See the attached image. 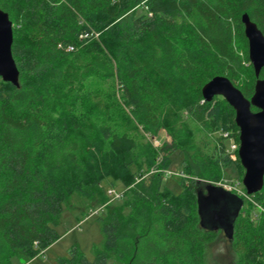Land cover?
Listing matches in <instances>:
<instances>
[{"label":"trees","instance_id":"16d2710c","mask_svg":"<svg viewBox=\"0 0 264 264\" xmlns=\"http://www.w3.org/2000/svg\"><path fill=\"white\" fill-rule=\"evenodd\" d=\"M0 9L17 26L20 70L19 88L0 78V264L58 241L73 194L102 206L118 186L123 204L101 219L104 248L89 261L73 247L62 263L206 264V246L223 233L237 264H264L263 214L254 224L243 204L228 237L204 228L198 207V191L211 184L199 180L220 182L233 164L231 137L210 149V135L234 129L239 144L234 109L205 101L202 88L226 76L254 95L241 18L249 14L264 34V0H0ZM91 79L108 91H89ZM163 129L172 142L161 168L172 152L184 154L179 195L161 172L137 181L159 156L147 135ZM251 197L264 206V188Z\"/></svg>","mask_w":264,"mask_h":264},{"label":"water","instance_id":"95a60500","mask_svg":"<svg viewBox=\"0 0 264 264\" xmlns=\"http://www.w3.org/2000/svg\"><path fill=\"white\" fill-rule=\"evenodd\" d=\"M242 23L248 40V55L257 78L254 95L246 98L242 91L226 76H216L203 88L204 100L212 102L223 97L235 111V123L239 128L238 157L245 173L242 184L249 196L264 188V34L249 14H243ZM14 24L7 12L0 9V78L20 87V70L13 55ZM256 108V111H253ZM244 199L224 187L209 184L198 191V207L204 228L222 229L232 237L235 220Z\"/></svg>","mask_w":264,"mask_h":264},{"label":"rangeland","instance_id":"374dc122","mask_svg":"<svg viewBox=\"0 0 264 264\" xmlns=\"http://www.w3.org/2000/svg\"><path fill=\"white\" fill-rule=\"evenodd\" d=\"M137 13L142 14L143 10L139 9ZM16 27L14 26V28ZM250 64L247 63L246 66H251ZM235 84H239V82L236 81ZM87 89H89V91L91 90V92L93 93L99 91H108L107 85L100 83L96 79H91L90 81H88ZM215 99L217 100V102H224L225 100L221 96H218ZM224 112L227 114L229 113V109L225 106ZM226 133H228L229 137H231V139H227V143L228 145H230L232 141L235 140L232 139V136H236V131L234 129H231L229 131L219 130L211 134L209 139L212 143H210L209 148L212 149L214 147L213 142L216 140L220 143L222 141L221 139L224 138V134ZM149 137L151 138V141L160 142L161 148H163L166 144H171L172 142L171 137L164 129L160 130L154 135H149ZM151 145L153 146L152 143ZM230 155L233 160V164L226 169L224 180H221L220 182H206L198 177L195 178L196 180L200 179L199 184L202 189L205 188L207 183L227 187L230 186L231 182L242 184L244 174L242 175V172L238 169L236 164L237 162L240 163L238 161V155L237 153H231ZM170 161L171 171H174L176 173H181L183 171L184 154L180 150L172 152V154L170 155ZM190 179H193L192 176H190ZM164 186L176 195L181 194L183 191L181 180L176 176H166L164 180ZM240 188L245 190L243 184L240 185ZM116 189L119 191L123 190L121 186H118ZM234 193H236V191ZM122 200L113 202L110 205L109 209H105L96 214V210L101 209V205L99 202L101 201L100 198L87 199L78 193L73 194L70 199L63 204L62 207V214L60 216L59 225L57 226V231L60 235L59 240L51 245L43 254L33 259H28L24 256L18 255L12 259V263L64 264L61 260L70 257V251L73 247L82 252L89 261H94L96 258V253L102 250L105 245V235L103 233L101 219L106 218L109 210L111 211L113 208H115V206H120L121 204H123ZM255 202L256 200L253 197L245 199L242 212L245 216H247L249 212L252 211V222H254V224H258L259 218L264 214L261 215L262 212L258 210ZM260 206L264 208L263 205ZM256 213L260 215L255 217ZM204 259L206 264H237L239 256L238 254H236V251L233 248L232 244L225 238L224 234L217 233V236L215 237L213 242L206 246ZM110 264H119V262L116 261L115 258H113L112 260H110Z\"/></svg>","mask_w":264,"mask_h":264},{"label":"built area","instance_id":"2783aa9c","mask_svg":"<svg viewBox=\"0 0 264 264\" xmlns=\"http://www.w3.org/2000/svg\"><path fill=\"white\" fill-rule=\"evenodd\" d=\"M68 51H73L74 50V47L73 46H70L68 49ZM149 141L153 144V147L157 150L159 156L157 158V163L155 165V167L151 168L146 174H144V176H142L140 179H138L137 181L139 182L140 180L144 179L145 177H147L148 175H152V174H155V173H158V172H161L164 174V176H168V175H172V176H176V177H179V178H187V176L184 174V172H181V173H176L174 171H171L170 168H167V169H163L161 168V165L164 161V154L161 152V146H160V142H157V141H151V138L149 137V135H147ZM224 138H229V134L226 133L224 134ZM157 142V143H155ZM239 149V144H237L236 142L230 144L229 146V149H228V153H236ZM240 183H235V182H231L230 186L227 187V186H222V187H225L226 190L228 191H231V192H235L237 193L238 196H240L241 198L244 199H247V198H250L251 196H249L247 194V192L243 189L240 188ZM107 195L109 196V202L102 205L101 206V209L100 210H96V214H98L100 211H103L106 209V207L108 205H110L111 203L115 202V201H119V200H122L123 197H124V190L122 191H119L117 190L116 188H109L107 190ZM256 206L258 207V210H260V212H262L261 214H264V208L261 207L257 202H255ZM259 216V214H255V217Z\"/></svg>","mask_w":264,"mask_h":264}]
</instances>
